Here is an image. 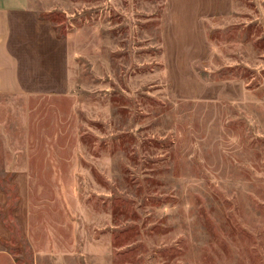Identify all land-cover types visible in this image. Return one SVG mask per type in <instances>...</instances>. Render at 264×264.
I'll return each instance as SVG.
<instances>
[{
  "label": "rangeland",
  "instance_id": "obj_1",
  "mask_svg": "<svg viewBox=\"0 0 264 264\" xmlns=\"http://www.w3.org/2000/svg\"><path fill=\"white\" fill-rule=\"evenodd\" d=\"M28 8L45 90L0 50V264H264V0Z\"/></svg>",
  "mask_w": 264,
  "mask_h": 264
},
{
  "label": "crops",
  "instance_id": "obj_2",
  "mask_svg": "<svg viewBox=\"0 0 264 264\" xmlns=\"http://www.w3.org/2000/svg\"><path fill=\"white\" fill-rule=\"evenodd\" d=\"M21 21H28V24L31 23L34 25V28L37 22H40L36 15L28 8V0H0V50L2 56L7 57L10 63L11 88L18 92L44 91L45 89L41 87L42 85L39 79L35 81V84L33 82V87L30 88L28 86L27 80L30 73L25 69L27 67L21 62L22 57L20 56V52L26 50L21 44L26 43L25 38L29 37L31 41H35V38L32 32L29 34L25 30L21 31L18 26ZM19 33L22 34L21 38H17ZM40 52H42L41 48L35 60H39L42 56V54H39ZM34 58L32 56V59ZM31 75L36 77L43 76L40 74ZM38 84L41 86H38ZM0 88L11 90L7 87H1V85Z\"/></svg>",
  "mask_w": 264,
  "mask_h": 264
}]
</instances>
